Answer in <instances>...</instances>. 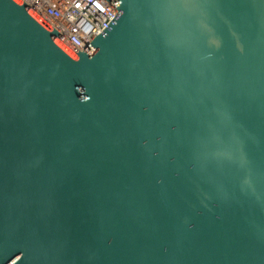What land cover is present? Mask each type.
Wrapping results in <instances>:
<instances>
[{"label":"water","instance_id":"water-1","mask_svg":"<svg viewBox=\"0 0 264 264\" xmlns=\"http://www.w3.org/2000/svg\"><path fill=\"white\" fill-rule=\"evenodd\" d=\"M106 1L0 0V264H264V0Z\"/></svg>","mask_w":264,"mask_h":264},{"label":"built area","instance_id":"built-area-1","mask_svg":"<svg viewBox=\"0 0 264 264\" xmlns=\"http://www.w3.org/2000/svg\"><path fill=\"white\" fill-rule=\"evenodd\" d=\"M79 52L116 15L106 0H21Z\"/></svg>","mask_w":264,"mask_h":264}]
</instances>
